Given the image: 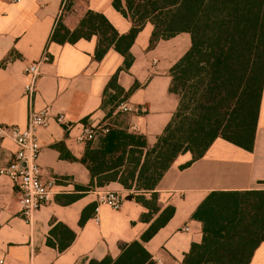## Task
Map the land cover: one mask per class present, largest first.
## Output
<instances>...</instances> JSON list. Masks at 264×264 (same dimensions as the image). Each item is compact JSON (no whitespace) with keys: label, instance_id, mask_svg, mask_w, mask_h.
<instances>
[{"label":"crops","instance_id":"1","mask_svg":"<svg viewBox=\"0 0 264 264\" xmlns=\"http://www.w3.org/2000/svg\"><path fill=\"white\" fill-rule=\"evenodd\" d=\"M65 1L0 0V125L26 127L28 102L23 86L29 77L25 68L35 63L34 108H49L53 117L64 115L67 122L65 126L52 121L37 130L41 176L53 180L54 186L50 200L31 217L19 214L16 189L0 177V264H89L107 256L116 259L121 246L139 241L148 227L141 221L147 210L117 182L83 191L91 179L79 160L87 144L94 142L79 143L77 137L84 126L108 120L112 127L143 135L153 146L176 111L178 99L169 92V71L189 50L190 35L180 33L149 48L153 27L145 23L130 48L131 67L117 77L124 92L138 85L123 100L132 111L107 117L105 88L123 57L111 48L95 59V36L74 44L50 38L60 19L72 31L87 11L102 14L120 35L129 32L131 22L113 8L114 0H73L64 11ZM57 144L76 161L62 158ZM14 154V144L0 140V167L10 163ZM191 158L190 153L179 155L155 188L161 210L174 208L173 216L144 244L155 264H184L191 246L201 243L202 226L193 214L210 193L264 190V82L252 150L217 138L201 159L186 166ZM106 191L123 196L119 210L97 207L98 194ZM82 215L85 221L80 225ZM53 221L75 234L62 252L47 244ZM249 264H264V242Z\"/></svg>","mask_w":264,"mask_h":264},{"label":"trees","instance_id":"2","mask_svg":"<svg viewBox=\"0 0 264 264\" xmlns=\"http://www.w3.org/2000/svg\"><path fill=\"white\" fill-rule=\"evenodd\" d=\"M72 1H65L64 11ZM112 6L131 22L127 34L120 35L102 14L87 11L72 31L60 19L50 38L74 44L95 36V59L111 48L123 57L105 88L109 101H123L138 87L124 92L117 77L131 67L130 48L145 23L153 27L149 48L180 33L191 38L189 50L169 71V92L178 103L156 143L149 146L143 135L110 126L95 144H87L79 160L91 179L83 191L117 182L147 210L141 221L148 227L139 241L121 246L116 259L107 256L89 264H155L144 244L173 216V207L158 206L155 188L175 159L190 153L188 166L217 138L253 148L264 82V0H114ZM56 149L62 158L76 161L62 145ZM193 218L201 223L202 241L191 246L184 264H249L264 242V190L212 192ZM84 221L82 215L80 225ZM51 225L47 244L62 252L75 234L54 221Z\"/></svg>","mask_w":264,"mask_h":264},{"label":"built area","instance_id":"3","mask_svg":"<svg viewBox=\"0 0 264 264\" xmlns=\"http://www.w3.org/2000/svg\"><path fill=\"white\" fill-rule=\"evenodd\" d=\"M5 1L18 3L20 0ZM25 74L29 77L28 82L23 86V96L28 102L27 124L25 128H20L16 125H0V140H9L15 146V154L12 161L6 166L0 167V177H5L11 181L18 193L17 206L19 214L24 218H29L50 200L54 186L53 180L44 181L41 176L38 163L41 148L37 130L48 127L52 121L65 126L67 122L64 115L53 117L49 108L42 110L34 108V99L37 94L38 64L27 66ZM130 111H132V108L129 105L119 101L114 113ZM110 126L108 120L101 125L84 126L81 134L77 137V142H90L98 134L107 133ZM122 201L123 196L117 192H101L97 196V207L106 205L116 211L121 208Z\"/></svg>","mask_w":264,"mask_h":264},{"label":"rangeland","instance_id":"4","mask_svg":"<svg viewBox=\"0 0 264 264\" xmlns=\"http://www.w3.org/2000/svg\"><path fill=\"white\" fill-rule=\"evenodd\" d=\"M120 100H121V98L119 97V98H117V99L114 100V101H109L108 96H106V98H105V103H104V107L107 109L108 112H110V111L113 110L112 112L114 113V111H115V106H116L117 102L120 101ZM113 113H112V114H113ZM99 136H100V134H98V135L94 138V140H92V141L94 142V144L98 141ZM92 141H90V142H92ZM132 194H133V193H132Z\"/></svg>","mask_w":264,"mask_h":264},{"label":"water","instance_id":"5","mask_svg":"<svg viewBox=\"0 0 264 264\" xmlns=\"http://www.w3.org/2000/svg\"><path fill=\"white\" fill-rule=\"evenodd\" d=\"M131 199V196H127L126 200H130Z\"/></svg>","mask_w":264,"mask_h":264}]
</instances>
